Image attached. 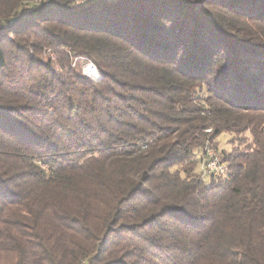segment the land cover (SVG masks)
Instances as JSON below:
<instances>
[{
    "label": "trees",
    "instance_id": "trees-1",
    "mask_svg": "<svg viewBox=\"0 0 264 264\" xmlns=\"http://www.w3.org/2000/svg\"><path fill=\"white\" fill-rule=\"evenodd\" d=\"M0 264H264V0H0Z\"/></svg>",
    "mask_w": 264,
    "mask_h": 264
},
{
    "label": "rangeland",
    "instance_id": "rangeland-1",
    "mask_svg": "<svg viewBox=\"0 0 264 264\" xmlns=\"http://www.w3.org/2000/svg\"><path fill=\"white\" fill-rule=\"evenodd\" d=\"M42 56L46 59L49 57H52L53 60L57 59L56 55L51 50H46L45 52H43ZM80 61H81L80 65H82V71L84 74H86L87 76L93 77V78H97V76L98 77L100 76V72H99V70H98V68L94 62L87 60V59H81ZM89 66L95 67V69L98 73L96 76H94L90 72ZM249 140H250V138H248L246 142H248ZM218 144L220 145V148H226V149H231L234 146L242 148L246 145V143H244V138L242 136H236L234 134H229V133H224L223 135H221Z\"/></svg>",
    "mask_w": 264,
    "mask_h": 264
},
{
    "label": "built area",
    "instance_id": "built-area-1",
    "mask_svg": "<svg viewBox=\"0 0 264 264\" xmlns=\"http://www.w3.org/2000/svg\"><path fill=\"white\" fill-rule=\"evenodd\" d=\"M90 72H95V67H90ZM202 166L204 172L207 174L217 176V172H225V177H228L230 174V168L229 166H225L222 155L211 145L206 146Z\"/></svg>",
    "mask_w": 264,
    "mask_h": 264
},
{
    "label": "bare ground",
    "instance_id": "bare-ground-1",
    "mask_svg": "<svg viewBox=\"0 0 264 264\" xmlns=\"http://www.w3.org/2000/svg\"><path fill=\"white\" fill-rule=\"evenodd\" d=\"M94 76H96L98 73L95 69V72H91ZM225 166H228V163L224 160ZM218 177H225V172H217Z\"/></svg>",
    "mask_w": 264,
    "mask_h": 264
}]
</instances>
